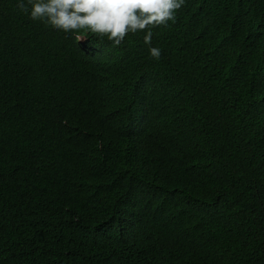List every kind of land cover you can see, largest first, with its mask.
<instances>
[{
  "label": "trees",
  "instance_id": "obj_1",
  "mask_svg": "<svg viewBox=\"0 0 264 264\" xmlns=\"http://www.w3.org/2000/svg\"><path fill=\"white\" fill-rule=\"evenodd\" d=\"M151 31L0 0V264H264V0Z\"/></svg>",
  "mask_w": 264,
  "mask_h": 264
},
{
  "label": "clouds",
  "instance_id": "obj_2",
  "mask_svg": "<svg viewBox=\"0 0 264 264\" xmlns=\"http://www.w3.org/2000/svg\"><path fill=\"white\" fill-rule=\"evenodd\" d=\"M185 0H17V8L33 21L66 33H91L119 46L129 34L145 32L151 45V29L175 21ZM77 39L80 37L77 36ZM159 59L161 50L149 48Z\"/></svg>",
  "mask_w": 264,
  "mask_h": 264
}]
</instances>
